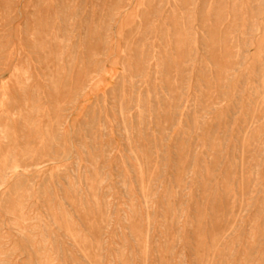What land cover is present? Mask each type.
I'll list each match as a JSON object with an SVG mask.
<instances>
[{"label": "rangeland", "instance_id": "1", "mask_svg": "<svg viewBox=\"0 0 264 264\" xmlns=\"http://www.w3.org/2000/svg\"><path fill=\"white\" fill-rule=\"evenodd\" d=\"M263 35L264 0H0V264H264Z\"/></svg>", "mask_w": 264, "mask_h": 264}, {"label": "bare ground", "instance_id": "2", "mask_svg": "<svg viewBox=\"0 0 264 264\" xmlns=\"http://www.w3.org/2000/svg\"><path fill=\"white\" fill-rule=\"evenodd\" d=\"M256 2V1H255ZM206 3V2H205ZM260 6V5H259ZM254 7V6H253ZM257 7H258V5H257ZM258 8H260V7H258ZM261 9V8H260ZM247 10H249V9H247ZM254 10V9H253ZM251 11V10H250ZM254 11H256V10H254ZM249 12V11H248ZM258 12H260V11H258ZM219 13V12H218ZM233 14H236V13H233ZM248 14V13H247ZM251 14V13H250ZM249 15V14H248ZM253 15V14H252ZM254 16L256 17V15H255V13H254ZM253 16V17H254ZM263 16V15H262ZM203 20V19H202ZM250 20H252V16H251V19ZM253 21V20H252ZM256 22V21H255ZM254 23V22H253ZM204 24V23H203ZM206 24H207V22H206ZM251 25V24H250ZM207 26V25H206ZM251 27V26H250ZM255 26L253 25V28H254ZM209 28V27H208ZM219 28V27H218ZM232 28V27H231ZM216 29V28H215ZM207 30H209V29H207ZM212 30V29H211ZM218 30V29H217ZM263 31V30H262ZM211 32V31H210ZM256 33V32H255ZM212 35V34H211ZM264 36V35H263ZM262 40H264V38L262 39ZM261 41V40H260ZM263 43H264V41H263ZM249 44V43H248ZM261 45H262V43H261ZM263 46H264V44H263ZM260 47V46H259ZM261 48V47H260ZM263 48V47H262ZM259 51V50H258ZM264 51V50H263ZM89 88V85H87L86 86V89H85V91L87 90ZM216 105H217V103H215ZM213 108H215L214 107V105H213ZM125 123V122H124ZM64 124H66V123H64ZM126 124V123H125ZM62 125V124H61ZM67 125V124H66ZM62 127V126H61ZM62 129H63V127H62ZM126 129V128H125ZM127 131H129V130H127ZM59 132V131H58ZM60 133V132H59ZM127 134V133H126ZM130 134V133H129ZM62 137V136H61ZM131 137V136H130ZM129 137V138H130ZM33 166H35V165H33ZM36 166H38V165H36ZM17 167V166H16ZM31 167V166H30ZM14 170V169H13ZM27 170V169H26ZM29 170V169H28ZM10 173V172H9ZM15 173V172H14ZM5 182V181H4ZM3 182V183H4Z\"/></svg>", "mask_w": 264, "mask_h": 264}]
</instances>
